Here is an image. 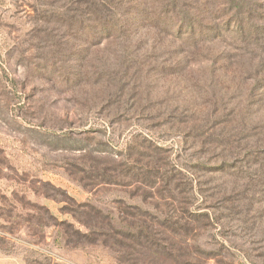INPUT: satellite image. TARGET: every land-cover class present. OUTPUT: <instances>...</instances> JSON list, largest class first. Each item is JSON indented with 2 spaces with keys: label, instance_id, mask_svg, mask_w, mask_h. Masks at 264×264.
<instances>
[{
  "label": "rangeland",
  "instance_id": "obj_1",
  "mask_svg": "<svg viewBox=\"0 0 264 264\" xmlns=\"http://www.w3.org/2000/svg\"><path fill=\"white\" fill-rule=\"evenodd\" d=\"M102 1L0 0V264H264L259 57Z\"/></svg>",
  "mask_w": 264,
  "mask_h": 264
},
{
  "label": "trees",
  "instance_id": "obj_2",
  "mask_svg": "<svg viewBox=\"0 0 264 264\" xmlns=\"http://www.w3.org/2000/svg\"><path fill=\"white\" fill-rule=\"evenodd\" d=\"M115 1L104 0L101 7L106 4L113 9ZM129 2V9L134 8L145 19L143 25L161 28L166 35L180 43L184 42V45L230 40L233 58L259 57L254 69L264 72L263 7H254L246 0H157L154 8L140 9L138 0ZM133 2L137 7L132 6ZM107 12L111 14L110 10ZM217 58L216 64L221 66V59L231 56L222 53Z\"/></svg>",
  "mask_w": 264,
  "mask_h": 264
}]
</instances>
